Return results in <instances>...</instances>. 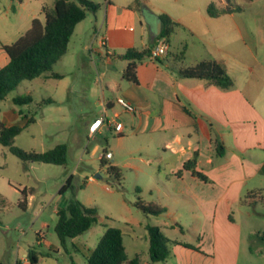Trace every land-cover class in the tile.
Listing matches in <instances>:
<instances>
[{"label":"crops","instance_id":"1","mask_svg":"<svg viewBox=\"0 0 264 264\" xmlns=\"http://www.w3.org/2000/svg\"><path fill=\"white\" fill-rule=\"evenodd\" d=\"M90 1L101 4L100 9L87 15L73 31L74 34L81 24V36H85L81 43V67L83 73H91L92 69L96 72L94 83L100 88V98L94 103L100 110L83 119L87 137L142 136V148L153 151L151 156L156 157L158 170L154 179L161 192L166 200L183 204L194 213L195 233L202 235L201 242L198 237L196 244L179 239L178 235L184 233L181 213L175 210L169 216L170 210L164 204L160 207L164 206L169 219L155 226L170 241L186 243L197 250L172 243L164 262L151 263L149 255L137 252L132 256L126 252L127 257L136 256L139 264H238L242 241L238 216L252 215L250 207L264 205V88L254 87L247 94L245 87L231 77L230 71L236 69L231 65L225 42L228 28L224 30L230 21L223 17L233 13L210 17L206 3L201 5L204 13L187 24L168 12L161 0H141L138 6H133L134 0ZM220 1L217 7L227 6ZM24 9L23 0H0V68L8 62L2 45L23 34ZM161 15L175 23L166 54L137 62L136 83L126 82L121 77L127 61L119 56L128 49L152 48L163 28ZM33 18L34 14H29V24ZM235 26L247 46L242 30ZM260 34L259 41L264 43V34ZM101 38L106 39L103 47ZM202 61H212L221 67L233 78V86L221 89L207 80L182 76L184 69ZM254 68L253 64L248 66V75L254 73ZM245 70L243 64L242 72ZM119 97L134 107L133 113L117 104ZM97 118L121 123V134H115L105 124L93 135L89 134L88 127ZM98 150L95 145L91 155ZM193 158L195 170L206 181L183 168ZM147 163L151 166L154 160L150 158ZM25 202L24 208L29 204L27 197ZM84 236L85 233L76 238L81 242ZM42 241L41 236L39 245Z\"/></svg>","mask_w":264,"mask_h":264},{"label":"rangeland","instance_id":"2","mask_svg":"<svg viewBox=\"0 0 264 264\" xmlns=\"http://www.w3.org/2000/svg\"><path fill=\"white\" fill-rule=\"evenodd\" d=\"M23 1L22 33L28 29L29 14L42 20L41 3L52 7V0ZM223 1L226 5L240 8L239 12L223 17L230 21L228 27L224 26V30L228 28L225 42L228 43L226 47L231 65L236 69L230 71L231 77L250 94L254 87L264 88V43L259 41L260 33L264 34V0H229V4ZM161 2L168 12L188 24L204 13L201 5L207 3V7L209 4L217 7L219 0ZM235 25L242 30L247 46ZM84 38L80 24L71 36L66 53L50 72L20 82L0 101V123L3 125H23L26 119L22 116L33 118V122L14 137L10 146L36 152H44L58 144L67 146V163L60 166L22 162L10 153L9 146L0 145V264H28L26 256L29 249L38 252L37 264H86L85 256L96 246L105 226L122 231L128 256L134 252L147 256L146 226H155L169 218L166 213L159 216L143 214L135 206L138 198L144 203L167 205L169 216L175 210L181 213L184 233L178 235L179 239L192 244L198 243V237L200 242L202 240V235L195 233L197 220L194 213L183 204L176 205L166 200L161 192V186L154 179L158 170L156 157L151 156L153 151L142 148V136L107 134L104 139L87 137L83 119L92 111L100 110L94 106L100 98V88L94 83L96 72L92 69L91 73H83L81 67ZM243 64L246 66L244 73ZM250 64L255 68L254 73L248 75ZM50 73H57L62 78H50ZM21 95H29L32 101L22 106L14 104L12 99ZM257 104L261 109L260 103ZM95 145L99 150L91 155ZM106 152L112 159H105L101 166L100 155ZM150 158L154 160L151 166L147 163ZM109 166L118 170L119 179L108 171ZM95 174L100 177H95ZM69 175H72L70 189L58 194ZM22 189L27 191L29 204L26 208L19 206L24 199L20 193ZM72 195L95 211L96 223L85 232L81 242L78 238L68 239L62 246L54 232L56 212L66 206ZM248 211L252 215L238 216L242 226L238 264H264V241L260 239L264 234V205L250 207ZM39 235L43 238L41 245L38 243Z\"/></svg>","mask_w":264,"mask_h":264},{"label":"trees","instance_id":"3","mask_svg":"<svg viewBox=\"0 0 264 264\" xmlns=\"http://www.w3.org/2000/svg\"><path fill=\"white\" fill-rule=\"evenodd\" d=\"M141 0H134L133 6H138ZM227 1V0H226ZM101 4L90 0H53L51 8L42 6V20L33 18L28 29L10 44L2 45V49L8 58L7 64L0 68V101L14 90L18 84L24 80H33L50 72L61 57L66 53L73 31L78 23L83 21L88 14H95ZM240 8L234 5H227L217 8L213 4L207 7V14L210 17H217L224 14L239 12ZM163 28L160 38L167 42L172 33L173 23L167 16L161 15ZM150 49L142 50L128 49L119 58L127 61L126 67L122 72V79L126 82L136 83L135 66L137 62L150 57ZM182 57V55H178ZM182 76L207 80L221 89H229L233 86L232 78L216 63L212 61H202L191 68L184 69ZM48 77L53 79L62 78L57 73H50ZM13 103L19 106L29 104L32 99L29 95L16 96L12 99ZM52 102V100H48ZM25 118L23 125L14 124L5 126L0 123V145L9 146V151L22 162L26 163H45L53 165H65L67 163V146L58 144L44 152L23 150L10 146L12 140L23 128L33 122V118ZM220 153V146L217 149ZM101 166L104 161L101 160ZM185 170L206 181V178L195 170V159L186 161L183 164ZM108 171L116 179L120 175L118 170L109 166ZM72 175H69L65 183L60 187L58 194H62L71 187ZM139 193V189H136ZM24 199L19 206L24 208L27 195L26 189L20 190ZM29 193V191H28ZM135 206L145 215L159 216L165 213V209L156 204L144 203L137 199ZM57 221L54 232L63 246L68 239H74L87 232L96 223V214L92 208L85 207L74 195L68 200L64 208L56 212ZM148 235V255L151 263L164 262L170 254L169 244H181L186 248H194L186 243L170 241L157 226H146ZM41 238V236L39 235ZM264 241V235L260 236ZM28 264H37L38 252L29 249L27 256ZM86 264H139V259L134 256L128 258L123 244V234L119 228L106 227L99 238L96 246L89 250L85 256Z\"/></svg>","mask_w":264,"mask_h":264},{"label":"built area","instance_id":"4","mask_svg":"<svg viewBox=\"0 0 264 264\" xmlns=\"http://www.w3.org/2000/svg\"><path fill=\"white\" fill-rule=\"evenodd\" d=\"M106 43L105 38H101L100 44L103 47ZM167 52V42L164 38H159L153 47L150 49V56L154 59H157L160 56L165 55ZM117 104L126 112L133 113L134 107L130 105L127 101L123 98L119 97L116 99ZM104 118H97L95 119L88 127L89 134L93 135L97 132V130L105 124L108 129H112V131L119 135L122 132L123 126L121 123H116L114 121L105 120ZM111 157L110 153L106 152L105 154L100 155V160L109 159ZM89 180H92L90 177Z\"/></svg>","mask_w":264,"mask_h":264},{"label":"water","instance_id":"5","mask_svg":"<svg viewBox=\"0 0 264 264\" xmlns=\"http://www.w3.org/2000/svg\"><path fill=\"white\" fill-rule=\"evenodd\" d=\"M95 177H100L99 174H96Z\"/></svg>","mask_w":264,"mask_h":264}]
</instances>
